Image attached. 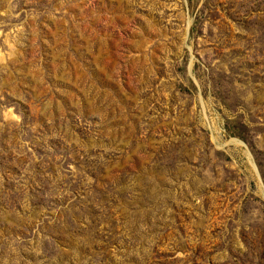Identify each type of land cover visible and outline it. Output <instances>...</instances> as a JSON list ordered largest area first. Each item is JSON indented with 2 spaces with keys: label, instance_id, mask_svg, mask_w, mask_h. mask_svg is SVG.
Segmentation results:
<instances>
[{
  "label": "rangeland",
  "instance_id": "obj_1",
  "mask_svg": "<svg viewBox=\"0 0 264 264\" xmlns=\"http://www.w3.org/2000/svg\"><path fill=\"white\" fill-rule=\"evenodd\" d=\"M0 264H264V0H0Z\"/></svg>",
  "mask_w": 264,
  "mask_h": 264
}]
</instances>
